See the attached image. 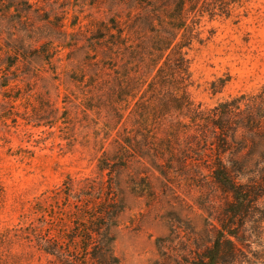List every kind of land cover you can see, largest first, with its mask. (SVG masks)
Wrapping results in <instances>:
<instances>
[{
	"label": "rangeland",
	"instance_id": "1",
	"mask_svg": "<svg viewBox=\"0 0 264 264\" xmlns=\"http://www.w3.org/2000/svg\"><path fill=\"white\" fill-rule=\"evenodd\" d=\"M207 3L186 51L188 95L203 111L264 94V0ZM112 8V0H0V264H47L26 233L35 202L66 177L74 190L88 179L97 198L122 203L112 230L120 264H183L214 236L227 196L209 177L207 159L196 162L207 144L163 151L143 143L112 163L118 127L83 102L95 74L83 62L86 39ZM101 157L118 164L108 179L97 169Z\"/></svg>",
	"mask_w": 264,
	"mask_h": 264
},
{
	"label": "trees",
	"instance_id": "2",
	"mask_svg": "<svg viewBox=\"0 0 264 264\" xmlns=\"http://www.w3.org/2000/svg\"><path fill=\"white\" fill-rule=\"evenodd\" d=\"M207 5V0H112L113 12L93 23L86 39L83 62L95 74L83 102L111 115L118 127L112 163L125 159L124 152L143 150V143L163 151L207 144L208 150L194 153L196 162L207 159L209 177L227 201L209 245L183 264H264V94L235 97L209 111L188 95L186 51L194 21ZM71 78L83 83V77ZM117 165L101 157L97 169L108 179ZM74 182L66 177L61 189L35 202L28 244L47 264H120L112 230L122 203L113 195L97 198L91 180L78 181L75 190ZM104 183L106 191L110 184ZM145 187L152 195L149 184ZM253 244L259 250L252 251Z\"/></svg>",
	"mask_w": 264,
	"mask_h": 264
}]
</instances>
